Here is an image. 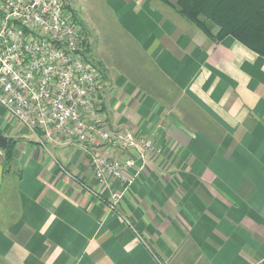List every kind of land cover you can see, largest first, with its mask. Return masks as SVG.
<instances>
[{
	"label": "crops",
	"instance_id": "1",
	"mask_svg": "<svg viewBox=\"0 0 264 264\" xmlns=\"http://www.w3.org/2000/svg\"><path fill=\"white\" fill-rule=\"evenodd\" d=\"M102 1L123 41L206 124L99 64L100 115L155 144L113 204L124 185H101L90 151L44 145L0 113V134L17 140L13 171H22L4 174L0 149V264H264V56L232 36L212 39L174 0Z\"/></svg>",
	"mask_w": 264,
	"mask_h": 264
},
{
	"label": "built area",
	"instance_id": "2",
	"mask_svg": "<svg viewBox=\"0 0 264 264\" xmlns=\"http://www.w3.org/2000/svg\"><path fill=\"white\" fill-rule=\"evenodd\" d=\"M87 36L65 0H0V106L44 145L76 142L90 151L99 183L124 185L112 193L115 204L135 157L145 158L155 144L110 128L100 115L107 81Z\"/></svg>",
	"mask_w": 264,
	"mask_h": 264
},
{
	"label": "rangeland",
	"instance_id": "3",
	"mask_svg": "<svg viewBox=\"0 0 264 264\" xmlns=\"http://www.w3.org/2000/svg\"><path fill=\"white\" fill-rule=\"evenodd\" d=\"M65 1L68 4V9L73 12L74 17L78 20V22L88 29V33L90 35V37L87 36L90 43L88 50L91 51V42L95 43L98 48L104 50L103 57H100L97 56L92 49L93 52L91 51V54L95 61L102 65L106 71H108L109 64L114 73L123 71L128 77H134L136 82H142V84L147 86L150 91L152 88H157V93H160L158 96H160L165 102L168 101L170 103L168 105L173 106V109H176V111L182 112L184 115L186 114L185 118H187L190 123L203 128V124H206L203 120H200L203 118L197 114L196 110L191 108V105L184 100V97H182L180 93L174 89L175 87L172 86L168 80L153 70L148 59H144L142 57L138 58L129 43L125 40L123 41L122 36L117 33V29L112 26L113 18L108 14L106 9L107 6L102 0ZM113 42L115 47H111ZM125 45H127L126 50L124 48ZM140 71H143V74H141ZM153 91L156 92V90ZM4 111L5 109L0 111L1 115L6 113ZM6 120L9 123H12V126L15 128L19 127L17 122L13 119L7 117ZM129 130L136 134L135 130ZM137 136H139V134ZM142 136L151 138L149 135ZM113 155L121 156L122 153H114Z\"/></svg>",
	"mask_w": 264,
	"mask_h": 264
},
{
	"label": "trees",
	"instance_id": "4",
	"mask_svg": "<svg viewBox=\"0 0 264 264\" xmlns=\"http://www.w3.org/2000/svg\"><path fill=\"white\" fill-rule=\"evenodd\" d=\"M173 5L212 39L232 36L264 56V0H174ZM16 145L17 140L10 137L7 148L2 150L4 174L12 178L22 176L21 170L13 171Z\"/></svg>",
	"mask_w": 264,
	"mask_h": 264
},
{
	"label": "water",
	"instance_id": "5",
	"mask_svg": "<svg viewBox=\"0 0 264 264\" xmlns=\"http://www.w3.org/2000/svg\"><path fill=\"white\" fill-rule=\"evenodd\" d=\"M9 143V138L0 134V149H6Z\"/></svg>",
	"mask_w": 264,
	"mask_h": 264
}]
</instances>
